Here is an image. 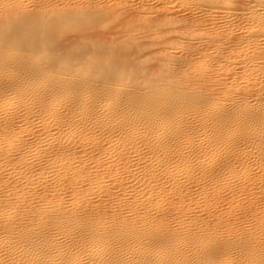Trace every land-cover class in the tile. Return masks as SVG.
<instances>
[{
  "label": "bare ground",
  "instance_id": "1",
  "mask_svg": "<svg viewBox=\"0 0 264 264\" xmlns=\"http://www.w3.org/2000/svg\"><path fill=\"white\" fill-rule=\"evenodd\" d=\"M74 2L0 0V264H264V0Z\"/></svg>",
  "mask_w": 264,
  "mask_h": 264
},
{
  "label": "rangeland",
  "instance_id": "2",
  "mask_svg": "<svg viewBox=\"0 0 264 264\" xmlns=\"http://www.w3.org/2000/svg\"><path fill=\"white\" fill-rule=\"evenodd\" d=\"M74 1H75L76 3H75ZM79 1H80V3H81V1H85V0H73V2H74L75 4H77V2L79 3ZM92 1H93V0H92ZM95 1H96V0H95ZM116 1H118V2H116ZM127 1H128V3L126 2V0H121V1H120V0H113V1H112V0H97L96 3L99 2V3H100V4L98 3L99 6H103V7H105V6L107 5L108 8H109L110 10H113V9H116V8H114V6L116 7L117 4L120 5V4H122V2H123V4L125 3V5H131V8H136V7L138 8L143 0H141V1H139V2H138L137 0H127ZM169 1H171V0H169ZM173 1H174V2H172L173 4L170 3L171 6H172V5L174 6V4L176 5V8H175V6H174V7L172 6V7H173V12L175 11V14L178 15V17H180V18L182 17L181 19L185 21V22L182 21V23L184 22L183 24H186L187 19H189L188 21L190 22L191 20H193V18H195V19L197 18V19H198V17H199V20L202 21V20H205V19H209V18H211L212 16H213V17H216V16H217V17H216V18L218 19V20L216 19L217 23H221V22L223 21L222 16H221L222 14H221L220 12H218V13L215 12V13H214V12L211 11V12L213 13V14H212L211 12H209L208 9H207V10H208V12H207L205 9H202V8H200V7H199V8H196L197 6H194L193 3H192V1H194V0H191V3H189V2H185V1H183V0H181V1H183V3L180 2V0H176V1L173 0ZM209 1H210V0H208V2H209ZM105 2H107L108 4H106ZM137 2L140 3V4H138ZM151 2H152V3H151ZM162 2H163V5L161 4ZM164 2H165V0H151V1L149 0L147 3L145 2V4H146V5L148 4V5L145 6V7H143V8H141V9H139V8L142 6V5H141V6L138 8V10H137V13H138V14L136 13V18L139 16V19H141V21H144V20L148 19L146 16H148L149 18H151L152 16H153V18H157V17H159V16L162 14V13H160V11H159V10H160V9H159V6H160V5L164 6L165 3L167 4V2H165V3H164ZM245 2H246V1H245ZM245 2H244V3H245ZM104 3H105V4H104ZM113 3H114V4H113ZM126 3H127V4H126ZM149 3H150V4H149ZM178 3H179V4H178ZM187 3H188V4H187ZM238 3H239V2H238ZM238 3H237V5H238ZM242 3H243V2H242ZM109 4H110V5H109ZM145 4H144V5H145ZM156 4H157V5H156ZM184 4H186V5H184ZM190 4H191V5H190ZM104 5H105V6H104ZM151 5H152V6H151ZM158 5H159V6H158ZM247 5H248V3H246V5L243 4L242 6H243V8H246ZM111 6H112V8H111ZM117 6H118V5H117ZM157 6H158V9H159V10L157 9ZM162 6H161L160 8H162ZM148 7H150V8L148 9ZM59 8H60V7H59ZM62 8L64 9V7H62ZM144 8H147V10L150 11V12L148 11L149 13L147 12V15H145V13H143V11L146 10V9L144 10ZM208 8H209V7H208ZM151 9L153 10V12H152ZM175 9H176V10H175ZM147 10H146V11H147ZM200 10H201V11H200ZM204 10H205L206 12H205ZM138 11H139V12H138ZM146 11H145V12H146ZM135 12H136V11H135ZM191 13H192V14H191ZM210 14H211V15H210ZM137 15H138V16H137ZM141 15H142V16L145 15V18H146V19H145L144 17H142ZM156 15H157V16H156ZM215 15H216V16H215ZM154 16H155V17H154ZM141 17H142V18H141ZM206 17H207V18H206ZM208 17H209V18H208ZM143 18H144V19H143ZM219 18H220V19H219ZM142 19H143V20H142ZM235 19H236V20H235ZM111 20H112V21H111ZM120 20H121V19H120ZM120 20L118 19L117 21H115V18H114V19L111 18V19L108 20L107 22L102 23V27H100V29H102L101 32H106V31L110 28V26L113 28L115 25H116L115 27H117V26H122L123 24H126V23H127V22L125 23L123 20H122V21H120ZM219 20H220L221 22H220ZM231 20L234 21V23L231 21V22L233 23V25L235 24V25L232 26V27H235L236 25L238 26L239 23H242V21H240L241 19H240V18H237V17H234V18L231 19ZM109 21H110V23H111V22H113V23L110 24ZM119 21H120L122 24H120ZM218 21H219V22H218ZM106 23H109V25L106 24ZM115 23H116V24H115ZM118 23H119V24H118ZM237 26H236V27H237ZM107 27H108V28H107ZM165 28H166V27H165ZM162 29L164 30V27H163ZM162 29H161V30H162ZM158 30H159V29H158ZM158 30H156V33L159 32V34H157V36H158V35H161V34H163L164 32L167 31V29H165L166 31H164V32L162 33L161 31H158ZM163 30H162V31H163ZM99 31H100V30H99ZM119 31H120V30L115 31V32H118V33L121 35V33H120L121 31H120V32H119ZM160 32H161V34H160ZM168 32H169V31H168ZM116 34H117V33H116ZM116 34H115V37L117 36ZM145 34L149 35L150 33L146 32ZM79 35H80V34H79ZM120 35L117 36V39L114 38V37H113V39H114V40H119V39L121 40ZM71 36H73V37L76 36V37H74V38H77L78 34H77V33L75 34V32H72V33H71ZM79 37H80V36H79ZM118 37H119V38H118ZM168 38H169V37H168ZM168 38H167V39H168ZM167 39H165V41H164L165 45L163 46V50L166 51L167 49L171 48L172 46H176V47H177V44H178L179 41H176V39L174 40L172 37H170L168 40H167ZM173 40H174V41H173ZM166 41L168 42V44H167ZM113 42H114V41H113ZM115 42H116V41H115ZM117 42H118V41H117ZM174 42H175V43H174ZM170 45H171V47H170ZM166 48H167V49H166ZM172 48H173V47H172ZM172 50H173V49H172ZM174 50H176V49L174 48ZM152 54H153V53H152ZM154 54H155V52H154ZM162 54H164V51L162 52ZM156 55H157V54H156ZM156 55H154V57L157 58ZM151 56H153V55H151ZM28 118H29V117H27V120H28ZM31 118H32V119H31ZM31 118H29L30 121H33V117H31ZM14 124H15V126H14V128H13V131H16V124H17V122H15ZM0 125H1V122H0Z\"/></svg>",
  "mask_w": 264,
  "mask_h": 264
}]
</instances>
